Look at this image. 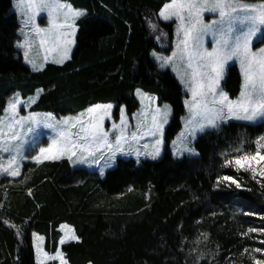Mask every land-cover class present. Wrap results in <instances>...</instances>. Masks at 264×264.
I'll return each mask as SVG.
<instances>
[{
    "label": "trees",
    "instance_id": "trees-1",
    "mask_svg": "<svg viewBox=\"0 0 264 264\" xmlns=\"http://www.w3.org/2000/svg\"><path fill=\"white\" fill-rule=\"evenodd\" d=\"M13 1L0 0V118L11 95L26 99L38 89L44 93L31 111L58 117L97 103L115 104L116 114L125 105L132 115L139 108L137 89L154 95L159 105L170 104L173 116L159 161L118 159L104 177L73 169L67 159L27 163L20 177L0 179V264H36L33 233L55 253L62 224L80 237L62 247L69 264H251L253 249L264 248L263 237L242 233L264 228V180L222 167V154L236 155L231 149L242 138L264 134V126L222 125L197 139V158H173L184 95L173 74L151 57L153 50L171 51L173 25L159 19L171 0H66L86 10L77 21L76 47L68 62L40 72L16 48L20 24ZM151 23L168 31L169 48L158 46ZM241 83L238 69L229 68L224 90L231 98ZM253 148L245 143V150ZM225 174L241 187L217 185V176Z\"/></svg>",
    "mask_w": 264,
    "mask_h": 264
},
{
    "label": "snow or ice",
    "instance_id": "snow-or-ice-1",
    "mask_svg": "<svg viewBox=\"0 0 264 264\" xmlns=\"http://www.w3.org/2000/svg\"><path fill=\"white\" fill-rule=\"evenodd\" d=\"M16 8L24 28H30L32 33L30 37L22 28L25 38L16 47L24 49V59L33 71L43 70L44 64L49 61V53L58 54V58L52 59V63L56 64H63L71 58L77 31L76 21L86 15V10L75 8L66 0H17ZM41 12L47 14L46 28L36 22ZM206 13L214 14L216 18L206 22ZM159 16L164 20L175 18L178 21L177 43L176 51L171 56H157L156 59L160 61L161 68L171 65L172 71L191 94V99L184 101L189 114L185 118L184 131L178 137L181 141L177 148L179 155L183 156L184 152L198 155L193 147L197 134L218 129L220 124L229 120L264 126V47L253 49L254 40L264 42V0H171L163 6ZM150 26L156 28L155 24ZM209 37L212 41L211 49L207 47ZM37 43L39 50L44 53L42 64L30 58V52ZM230 61L239 63L242 76L240 92L235 99L230 98L220 87L225 67ZM41 91L38 90L36 96L27 100L17 93L4 109L5 115L0 118V178L20 177L25 160L41 165L46 161L67 158L73 164L87 163L89 167H101L102 160L111 166L117 153L128 155L134 152L139 159L143 149V154L153 160L160 156L171 107L168 104L163 107L155 105L156 97L137 89L136 95L141 97V103L145 100L148 103L142 113L138 114L134 130H130L125 109L121 107L119 124L113 121L109 131L104 125L106 119H111L114 108L112 103H97L76 116L61 119L50 112L31 111L22 115V106L31 107ZM41 129L50 130L47 144L41 142ZM141 140L146 142L140 145ZM245 143L253 144L254 148L245 150ZM173 144L175 146L176 141ZM125 146L129 147L130 152H125ZM150 148L152 150L148 151ZM29 149L33 154H27ZM231 152L237 154H222L226 157L222 167L233 168L236 172H249L254 180L259 176L261 179L257 183L264 180V134L251 140L242 138ZM216 183L241 187L232 175L226 174L217 176ZM261 186L264 187V184ZM27 195H32L31 189ZM9 226L16 227L11 224ZM60 231L63 233L60 245L73 240L80 241L70 225L62 224ZM254 232L264 235V228L249 227L242 235ZM202 235L207 239V233ZM33 237L36 264H48L49 261L68 264L65 254L59 249L54 254L44 250L43 236L33 233ZM259 243L264 244V240ZM253 251L264 254V248L258 247ZM244 252H248V249L245 248ZM201 258L203 255L198 257ZM252 260L253 264H264V259L253 256Z\"/></svg>",
    "mask_w": 264,
    "mask_h": 264
},
{
    "label": "rangeland",
    "instance_id": "rangeland-1",
    "mask_svg": "<svg viewBox=\"0 0 264 264\" xmlns=\"http://www.w3.org/2000/svg\"><path fill=\"white\" fill-rule=\"evenodd\" d=\"M66 2H67V1H66ZM250 2H261V1H260V0H255V1L250 0ZM16 3H17V0H14V1H13V9H12V11H13L14 13L17 14L18 19H19V24H20V29H19V32H18L19 40L16 42V44H17L18 42H23V40H24V38H25L24 35H23L22 32H21V29H22V28H23L24 32H26V33L29 34L30 37L32 36V33H31V31H30V28H24V26H23V24H22V17H21V15L19 14V12L17 11V8H16ZM68 3H69V2H68ZM169 3H170V2H169ZM73 7H74V6H73ZM80 18H82V17H80ZM80 18H79V19H80ZM213 18H216V17L214 16V14H211V13H206V14H205V20H206V22H207V21H210V20L213 19ZM79 19H77V21H78ZM159 19H160V21H161L162 23H165V24H172V25H173V29H174V30H173V34H174V36H173V42H172L171 51L169 52V54L160 53V52H157L156 50H153V51L151 52V57H152V59L155 61V63L158 65L159 69H161V70H169V71L173 74V76L177 79V81H178V83L180 84V86H181V88H182V91H183V95H184L183 103H184L185 100H190V99H191V94L186 90L185 86H184L183 84H181L180 79L177 77V74H176L175 72L172 71V66L169 65V66H167V67L161 68V67H160V61H158V60L156 59L157 56H160V57L171 56L172 53H173L174 51H176V43H177L176 26H177L178 21H176L175 18H173V19H171V20H164V19H163L162 17H160V16H159ZM77 21H76V25H77ZM36 22L40 25V27H44V28L48 27L47 14H46L45 12H41L40 15L36 18ZM151 24H153V23H151ZM151 30H152V32L154 33L155 39H156L157 42H158V46H159L161 49H163V50L169 48V45L167 44V42H168V40H167V39H168V31H167L166 29H163V30H161V32H160V31L157 29V27H156L155 29H153V28L151 27ZM77 33H78V28H77L76 35H75V44L72 46V49H71V54H70L71 57H72L73 51H74V49H75V47H76ZM207 47H209V49H211V47H212L211 37L208 38ZM260 47H264V42H261L260 40H254V42H253V49H254V50H258V48H260ZM16 48H17V47H16ZM17 49H18V50L22 53V55H23V53H24V49H20V48H17ZM154 53H155V55H154ZM43 56H44V53H43L42 51L39 50V46H38V43H37L36 46L33 47L32 52H30V58L35 59V62H36V63H38V64H42V63H44V61H43ZM53 58H58V54H57V53H49V61H48L46 64H44L43 70L45 69V67H46L48 64H56V63H52V59H53ZM23 59H24V55H23ZM70 59H71V58H70ZM70 59L65 60L63 64H65L66 62H68ZM24 62H25V64H26L29 68L32 69L31 65L28 64V63H26L25 59H24ZM63 64H57V65H63ZM231 67H236V68L238 69L239 73H240V66H239V63H238L237 61H230V62L226 65V67H225V76H224V79L220 82V87L223 88V89H224V84H225V81H226V78H227V72H228L229 68H231ZM43 70H42V71H43ZM38 72H40V71H38ZM240 75H241V73H240ZM241 79H242V76H241ZM38 90H43V89H38ZM38 90H37V91H38ZM140 90H141L143 93L148 94L149 96H154V95H152V94H150V93H147L146 91H144V90H142V89H140ZM37 91L35 92V94H33V95L29 96V97H34V96H36V95H37ZM224 91H225V90H224ZM43 93H44V90L40 92L38 99L36 100V102H35L34 104L31 105V107H28L27 105L22 106V108H21V114H22V115H27L29 112H31V108H32L35 104L38 103V101H39V99H40V97H41V95H42ZM16 94H17V93L11 95V96L9 97V99L7 100V103H8V101L11 100ZM19 94H20V93H19ZM20 96H21V98H23L21 94H20ZM29 97H28V98H29ZM135 97H136L137 101L139 102V108H138V110H137L134 114L130 115V114L128 113V111H127V107H126L125 105L121 106V107H123V108L125 109V115H126V118L128 119L129 124H130V126H131L130 130H134V126H135V124H136V122H137L138 114L142 113V110L147 106V103H148V101L145 100L144 103L142 104V103H141V97H138V96L136 95V91H135ZM154 97H155V96H154ZM229 97H230V96H229ZM237 97H238V96H237ZM28 98H26V99L23 98V99H24V100H27ZM230 98H231V97H230ZM232 99H235V98H232ZM164 104H168V103H164ZM164 104L159 105L157 99H156V101H155V105H159L160 107H163ZM113 105H114V108L112 109V116H111V119H106V120H105V125H104L105 128H106L107 130H109V131H111V124H112L113 121H115L117 124H119V110H118V112H117V114H116V112H115L116 105H115V104H113ZM155 105H154V106H155ZM168 105H170V104H168ZM6 106H7V104H6ZM121 107H120V108H121ZM170 107H171V105H170ZM5 108H6V107H5ZM120 108H119V109H120ZM184 108H185V114H184V116H183L182 119H181L182 128H181L180 132L178 133V135L176 136V138H175V140H174V141H176V145L174 146V144H173L174 141H173L172 144H171V148H170V149H171L172 156H173L174 159H181V158H183V157H185V156H187V157H191V158H197V157H198V155H190V154L187 153V152H184L183 156H180L179 153L177 152V148H179L180 143H181V141L178 140V137H180L181 132L184 131V122H185V118H186V117L188 116V114H189V113H188V109L185 107V105H184ZM84 111H85V110H83V111H81V112H84ZM40 113H48V112H40ZM79 113H80V112H79ZM79 113H76V114H73V115H68V116H76V115H78ZM52 114H53V113H52ZM4 115H5V113L3 112L2 117H3ZM53 115H54L57 119H61V118H63V117H66V116L58 117V116H56L55 114H53ZM172 116H173V109H172V107H171V115L168 117V123L165 125V134H166L167 127H168V125H169V123H170V121H171V119H172ZM2 117H1V118H2ZM231 122H236V123H241V124H248L247 122H243V121L229 120V121H227L226 123H222V124H220V126H222V125H226V124L231 123ZM220 126H219V127H220ZM215 130H216V129H215ZM208 131H213V130H206L204 133H206V132H208ZM41 132H42L41 142L44 143V144H47V143H48V141H47V136L51 134V133H50V130H48V129H41ZM204 133H202V134H204ZM202 134H197L196 139L193 141V147H194V148H195V143H196L197 139H198ZM164 140H165V135H164ZM145 142H146L145 140H141L139 143H140V145H143ZM151 150H152V149L150 148L148 151H151ZM195 150H196V149H195ZM165 151H166V142H164V145H163L162 150H161V154H160V156H159L156 160H153V159H151L150 157H146V156L143 154V152H144L143 149H141V155H140V157H139V159H138L137 156L135 155V153H134V152H130L129 147H128V146H125V152H130V154L125 155V154H122V153H117V155L115 156L114 161L112 162L111 166H107V165L105 164V161L102 160V161L100 162L101 167H97L96 165H92L91 167H89V165H88L87 163H85V164H79V163H77V164H73V163H72L71 161H69L67 158H65V159L68 160V162L70 163V165H71V167H72L73 169H85V170H87V171H89V172H95V173H98L101 177H104L105 174H106L109 170L113 169V168L116 166V163H117L118 159H125V160H130V159H132V160H135L138 164H140V163L143 162V161H159V160H161V159L163 158V156H164V154H165ZM196 152H197V150H196ZM197 153H198V152H197ZM27 154H28V155L33 154V153H32V150L29 149ZM27 163H34V162H32L31 160H25V161L23 162V167H24V165L27 164ZM101 168L103 169V175H101ZM22 170H23V168H22ZM21 172H22V171H21ZM257 177H258L259 179H261L259 176H257ZM17 178H18V177H17ZM0 179H3V178H0ZM9 179H16V178H9ZM257 233H258V232H257ZM38 235H39V234H38ZM260 235H261V234H260ZM62 236H63V233H62ZM261 236L263 237V240H264V235H261ZM258 238H259V236H258ZM71 242H76V241L73 240V241H71ZM71 242H69V243H71ZM34 243H35V241H34V237L32 236V244H33V248H34ZM69 243H66V244H64V245H60V244H59V245H60V246H59V250L63 252L62 247L65 246V245H67V244H69ZM42 247H43L44 250L46 251V249H45V239H44V242H43ZM34 252H35V248H34ZM49 253H50V252H49ZM63 253H64V252H63ZM50 254H54V253H50ZM255 257H256L257 259H264V254L256 253V254H255ZM65 259H66V258H65ZM35 261H36V260H35ZM48 263L59 264V261H49ZM68 264H69V263H68ZM251 264H253V261H252Z\"/></svg>",
    "mask_w": 264,
    "mask_h": 264
}]
</instances>
